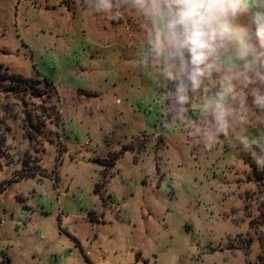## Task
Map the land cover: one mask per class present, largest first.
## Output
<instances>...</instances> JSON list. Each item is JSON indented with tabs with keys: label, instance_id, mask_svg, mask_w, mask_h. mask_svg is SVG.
I'll return each instance as SVG.
<instances>
[{
	"label": "rangeland",
	"instance_id": "rangeland-1",
	"mask_svg": "<svg viewBox=\"0 0 264 264\" xmlns=\"http://www.w3.org/2000/svg\"><path fill=\"white\" fill-rule=\"evenodd\" d=\"M144 43L130 13L0 0V264H264V171L241 145L264 85L205 148L181 116L218 77L167 100Z\"/></svg>",
	"mask_w": 264,
	"mask_h": 264
},
{
	"label": "clouds",
	"instance_id": "clouds-1",
	"mask_svg": "<svg viewBox=\"0 0 264 264\" xmlns=\"http://www.w3.org/2000/svg\"><path fill=\"white\" fill-rule=\"evenodd\" d=\"M92 14L118 20L130 13L141 22L144 62L159 66V86L171 89L167 100L184 103L218 77V90L205 95L197 120H184L211 148L232 127L236 98H246L252 85H264V0H84ZM255 7V11L252 8ZM250 25L236 23L249 13ZM255 127L241 145L264 171V90L252 87ZM171 108V107H170ZM172 111V108H171ZM246 131V130H245Z\"/></svg>",
	"mask_w": 264,
	"mask_h": 264
},
{
	"label": "trees",
	"instance_id": "trees-1",
	"mask_svg": "<svg viewBox=\"0 0 264 264\" xmlns=\"http://www.w3.org/2000/svg\"><path fill=\"white\" fill-rule=\"evenodd\" d=\"M7 78H10L11 81H13L11 84L13 85V83H17L16 85H20V91L23 92V89L25 90L26 89V86H23L24 84L23 83H27V85H30V83L32 82V79L30 78H25L19 74H11V75H6L5 76L3 75V79H6ZM14 83V84H15ZM12 85H10L9 87H7V89L5 90H11L13 89ZM23 87V88H22ZM32 94L31 95H34V96H39V95H42V89L38 88V87H34L32 89Z\"/></svg>",
	"mask_w": 264,
	"mask_h": 264
}]
</instances>
